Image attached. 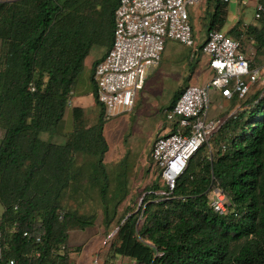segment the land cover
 <instances>
[{"label":"trees","instance_id":"1","mask_svg":"<svg viewBox=\"0 0 264 264\" xmlns=\"http://www.w3.org/2000/svg\"><path fill=\"white\" fill-rule=\"evenodd\" d=\"M119 1L0 0V264H75L69 233L93 226L96 213L80 212L90 200L109 232L104 264L118 258L133 264H264V87L234 99L170 196L158 194L163 183L155 168L161 186L154 183L139 206L121 213L128 191L119 180L111 185L106 119L96 95V124L87 128L76 120L64 142L53 140L85 58L95 47H111ZM206 4H212L206 37L223 32L244 52L249 45L250 58L264 60V16L224 32L228 3ZM206 37L194 50L200 58ZM184 89L174 92L167 110ZM215 191L227 199L226 214L211 207Z\"/></svg>","mask_w":264,"mask_h":264},{"label":"built area","instance_id":"2","mask_svg":"<svg viewBox=\"0 0 264 264\" xmlns=\"http://www.w3.org/2000/svg\"><path fill=\"white\" fill-rule=\"evenodd\" d=\"M206 2L119 1L114 12L111 47L93 72L97 100L104 108L105 119L133 109L137 92L159 65L168 41L193 47L187 7ZM240 3L252 11L254 20L264 16V0H240ZM201 51L208 59L209 81L203 86L185 87L174 106L165 111L168 132L159 136L151 149V159L163 183V190L158 193L161 196L172 194L190 158L209 143L226 120L224 117L214 121L209 114L211 89L227 100H243L259 81V70L252 67L250 56L242 50L240 42L225 33L210 31ZM30 90H34L31 85ZM227 206L225 196L215 191L211 201L213 210L226 214Z\"/></svg>","mask_w":264,"mask_h":264},{"label":"rangeland","instance_id":"3","mask_svg":"<svg viewBox=\"0 0 264 264\" xmlns=\"http://www.w3.org/2000/svg\"><path fill=\"white\" fill-rule=\"evenodd\" d=\"M235 2L238 3V0H232L228 9L225 29L241 18L240 9L242 6ZM206 5L204 3L187 7L193 28V47H185L181 43L168 41L159 65L149 75L141 90L137 92L133 109L105 120L103 135L108 149L104 156V163L110 181L113 182L111 185L115 186V183L123 182L121 188L128 191L127 198L119 207L120 213L128 205L139 206L146 192L154 183L157 182L161 186L150 154L155 140L168 132L169 123L165 119V111L174 92L188 85L203 86L205 82L198 83V81L210 79L207 57L201 56L200 58L199 53H194V50L205 40L207 20H205L204 13L208 8ZM244 12L246 19H253L250 9L245 8ZM101 51V48L92 49L87 61L90 62L91 58L94 55L98 56ZM202 58L205 62L200 64ZM87 64L89 65V63ZM86 72V69L83 70L80 76L85 75ZM214 91L213 89L210 91L209 114L217 112V116L214 118V121H217L223 119L232 107L221 109V103L216 102L213 98ZM254 91H251L249 95H252ZM97 114V108H88L86 121L93 123ZM2 135L3 131L0 129V140ZM53 140L65 141L61 137L56 138L55 136ZM67 203L70 206H75L73 199H69ZM91 211L96 213L93 226L82 231L73 230L69 233L68 251L75 264H104L107 262L106 253L110 242L107 234L109 232L103 228L101 211L92 200L80 210V212ZM1 213L0 206V215ZM111 264L133 263L128 259L118 258Z\"/></svg>","mask_w":264,"mask_h":264},{"label":"crops","instance_id":"4","mask_svg":"<svg viewBox=\"0 0 264 264\" xmlns=\"http://www.w3.org/2000/svg\"><path fill=\"white\" fill-rule=\"evenodd\" d=\"M231 3H232V0H229L228 9H229ZM238 3L240 6H242L240 3V0H238ZM238 3L235 2V4H237V5H238ZM206 6H208L207 11H211L212 4H210V5L207 4ZM235 8H237V7H235ZM242 8L240 9L241 18L236 23H234L232 26L224 29V32L231 29L237 23H242L245 26L257 24L256 20H254V19L248 20L245 18V16H244L245 15L244 14L245 8L243 6H242ZM206 14H207V12L204 13L205 16H206ZM190 18H191V16H190ZM246 46L247 47L245 49V51H246L245 53L247 55H251V51H252L251 47L249 45H246ZM93 49H97V48L95 47ZM164 51H165V49H164ZM106 53H107V47H104L98 56L94 55L91 58L90 62L87 61L89 55L85 58L83 70L86 69L87 72L85 75L80 76L78 78L77 84H76L74 90L72 91L71 98L68 102V106H67V110L65 112V115H64L62 121L59 123V125L56 129V133L53 135L56 138L61 137L62 140L63 139L66 140L67 136L73 133L74 124H75L76 120L81 121L83 124L87 125L86 126L87 128L92 127L96 124L98 116H99L100 108L96 104V98H95V95L97 96V86H96L94 78H93V65L96 61H100L101 59H103V57L105 56ZM251 61H252V67L259 70V81H258V83L254 84L252 86L251 91H253V90L261 88V85H264V60H263V57H259V59H257V60H253L251 58ZM204 62H205V60L202 58L200 61V64L204 63ZM87 63H89V65ZM208 81H209V79L208 80L205 79L202 81L199 80L198 83L205 82L203 84H206ZM212 94H213L214 100L216 102L221 103V105H220L221 109L222 108H230V107H232V109H233V106L235 104V100H227L225 98H222L220 96V93L217 91H214ZM90 107H95V108H97V111H98L96 120L93 123H91V122L88 123L86 121L87 110ZM216 116H217V112L216 113L214 112L211 115L212 119H214Z\"/></svg>","mask_w":264,"mask_h":264}]
</instances>
